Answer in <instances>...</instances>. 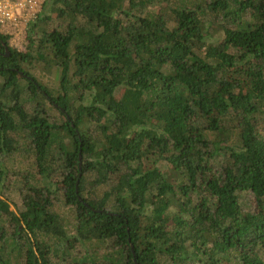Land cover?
Segmentation results:
<instances>
[{"label":"trees","instance_id":"1","mask_svg":"<svg viewBox=\"0 0 264 264\" xmlns=\"http://www.w3.org/2000/svg\"><path fill=\"white\" fill-rule=\"evenodd\" d=\"M0 32V264H264V0H44Z\"/></svg>","mask_w":264,"mask_h":264},{"label":"built area","instance_id":"2","mask_svg":"<svg viewBox=\"0 0 264 264\" xmlns=\"http://www.w3.org/2000/svg\"><path fill=\"white\" fill-rule=\"evenodd\" d=\"M43 1L0 0V32L12 36L11 33L21 30L25 37L24 27L39 11Z\"/></svg>","mask_w":264,"mask_h":264},{"label":"rangeland","instance_id":"3","mask_svg":"<svg viewBox=\"0 0 264 264\" xmlns=\"http://www.w3.org/2000/svg\"><path fill=\"white\" fill-rule=\"evenodd\" d=\"M2 32V31H1ZM5 33V32H4ZM10 44L12 47L24 50L25 49V37L21 30H16L15 33H11Z\"/></svg>","mask_w":264,"mask_h":264}]
</instances>
